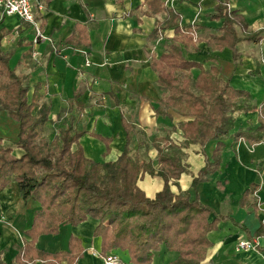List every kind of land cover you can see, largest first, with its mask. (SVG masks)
Masks as SVG:
<instances>
[{"label": "crops", "instance_id": "obj_1", "mask_svg": "<svg viewBox=\"0 0 264 264\" xmlns=\"http://www.w3.org/2000/svg\"><path fill=\"white\" fill-rule=\"evenodd\" d=\"M30 1L50 41L34 44L32 27L17 15L6 16L0 21V52L8 56L14 73L24 79L28 102L37 93L39 103L49 105L45 138L51 141L67 129L79 133L77 142L85 157L96 162L115 160L128 138L132 152L142 160H151L155 169V144L180 156L187 172L170 181L171 191H187L192 199L198 196L213 209L210 219H219L209 234L212 246L202 264H264V142L251 145L233 139L236 132L260 124L264 39L242 40L237 46L240 62L236 63L233 49L214 50L209 45L210 37L221 26V21L212 19L218 0H163L179 14V27L191 25L198 15V50L184 51L185 57L203 63L206 69L220 68L223 80L251 94L252 109L232 113L235 126L222 138L225 146L220 169L194 187V178L212 159L218 140L185 146L179 123L187 118L173 108L157 111L162 93L151 56L159 57L174 33L171 27L158 38L152 36L164 12L147 13L144 0ZM229 8L245 20L249 32L264 31V0H229ZM33 52L37 53L35 58ZM192 71L194 76L200 72L198 68ZM18 131V122L0 109V149L9 148L15 157L24 152L16 144ZM137 185L146 196L154 197L163 180L144 173ZM39 207L32 197H22L15 181L0 190V264H20L14 246L30 240L24 232ZM97 224L90 217L77 225L63 224L56 234L39 235L35 247L46 252L65 251L69 239L76 237L83 247L76 264H103L91 251L100 250L101 239L94 236ZM241 238L258 242V250L237 252ZM106 253H115L128 263L126 251L113 248ZM176 256V252L160 247L153 254L152 264H169Z\"/></svg>", "mask_w": 264, "mask_h": 264}, {"label": "trees", "instance_id": "obj_2", "mask_svg": "<svg viewBox=\"0 0 264 264\" xmlns=\"http://www.w3.org/2000/svg\"><path fill=\"white\" fill-rule=\"evenodd\" d=\"M144 2L147 13L165 14L163 20L156 22L153 38L174 27L162 54L151 56L162 93L157 111L173 108L187 118L179 123L185 146L218 140L212 159L193 180L196 187L220 169L225 146L222 138L235 126L232 113L252 109L251 94L223 80L220 68L206 69L203 63L185 57L184 51L198 50L195 24L179 27V14L165 6L163 0ZM215 11L212 19L221 21V26L210 37L209 45L214 50L230 47L239 63L238 44L242 40L263 41L264 31L249 32L245 20L229 8V0H218ZM194 68L200 70L197 76ZM27 91L24 79L14 73L8 56L0 52V109L18 122L16 144L24 151L15 157L9 148L0 149V190L15 181L23 198L32 197L40 204L30 228L24 232L30 240L14 246L20 264H76L83 253L80 239L71 237L68 249L58 252L40 250L35 241L41 234H56L63 224L77 225L89 217L98 221L94 236L101 239L102 255L118 248L128 253L127 264H152L154 252L163 247L177 254L169 264H202L212 246L209 234L217 228L219 219H210L213 209L198 196L192 199L187 191H171L170 181L187 172L180 156L155 144V169L151 160H142L132 152L128 138L115 160H90L78 145L79 133L72 134L67 129L51 141L45 138L43 130L49 121L50 107L39 103L37 93L29 103ZM259 122L256 128L233 134L234 141L246 140L251 145L263 142L264 105ZM144 173L163 180L162 189L154 197L146 196L137 185Z\"/></svg>", "mask_w": 264, "mask_h": 264}, {"label": "built area", "instance_id": "obj_3", "mask_svg": "<svg viewBox=\"0 0 264 264\" xmlns=\"http://www.w3.org/2000/svg\"><path fill=\"white\" fill-rule=\"evenodd\" d=\"M17 15L22 21L27 22L33 29L34 37L33 43L36 44L39 41H50L41 27L40 23L36 19L33 5L30 0H0V21L6 16ZM198 19V15L195 16L192 24H195ZM33 57L37 56L36 52L32 53ZM85 65H89V61L86 59ZM264 142V141H263ZM258 250V242L250 240L248 238H241L236 244V251H251ZM93 254L98 255L103 264H123L121 258L115 253L101 254L99 251L91 248Z\"/></svg>", "mask_w": 264, "mask_h": 264}, {"label": "rangeland", "instance_id": "obj_4", "mask_svg": "<svg viewBox=\"0 0 264 264\" xmlns=\"http://www.w3.org/2000/svg\"><path fill=\"white\" fill-rule=\"evenodd\" d=\"M49 136H51V134H48ZM142 139H144L143 137H142Z\"/></svg>", "mask_w": 264, "mask_h": 264}]
</instances>
